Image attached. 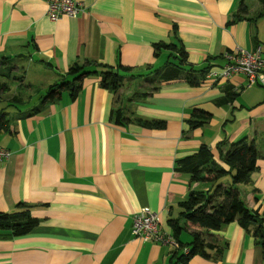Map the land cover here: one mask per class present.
<instances>
[{"label":"crops","instance_id":"obj_1","mask_svg":"<svg viewBox=\"0 0 264 264\" xmlns=\"http://www.w3.org/2000/svg\"><path fill=\"white\" fill-rule=\"evenodd\" d=\"M49 1L0 0V61L11 60L24 82L39 88L18 108L0 96V114L8 121L0 146L12 151L0 162V211L15 212L23 203L38 219L29 234L0 238V264H170L177 249L135 237L133 218L149 208L172 235L171 219L184 224L181 202L190 175L176 166L203 145L228 168L221 143L225 150L242 138L256 141L258 168L237 187L250 208L264 213V86H248L243 73L209 77L227 63L230 50L260 47L264 58L261 3L245 0L249 12L237 20L240 0H79L85 12L52 20ZM178 40L193 72L202 76L206 68L207 79L197 86L184 79L153 84L151 72L170 55L163 50L156 57L154 45ZM86 61L98 71L121 62L132 75L123 74L126 84L114 92L100 85V73L91 74L74 96L64 91L44 101L61 74ZM35 71L42 83L30 76ZM195 109L211 118L192 128ZM204 233L223 252L195 255L189 264H264L252 231L238 221ZM179 239L191 242L192 230Z\"/></svg>","mask_w":264,"mask_h":264},{"label":"trees","instance_id":"obj_2","mask_svg":"<svg viewBox=\"0 0 264 264\" xmlns=\"http://www.w3.org/2000/svg\"><path fill=\"white\" fill-rule=\"evenodd\" d=\"M264 6V0H257ZM249 12V7L245 0H240L238 12L234 19L240 20ZM263 15V12L261 13ZM154 54L159 57L163 50L170 51L169 60L162 68H157L151 73L149 80L153 84H159L161 81H170L174 79H184L190 85L197 86L203 79H207L206 68L203 75L198 76L193 72L196 68L188 61V52L184 44L178 42H159L154 45ZM228 51L226 53H232ZM0 64V74L4 77L15 68V64L8 58H3ZM9 68L6 74L4 70ZM153 66L149 65L148 69ZM132 67L125 66L121 62L117 68L104 67L98 71L95 64L86 61L84 63H74L65 74H61L45 95L44 101H55L62 96L64 91H71L74 96L81 87L85 77L100 73V85L110 88L117 92L126 84L125 75L131 74ZM205 73V74H204ZM132 75V74H131ZM9 79L8 77H6ZM264 86V85H263ZM8 90V86L0 82V96ZM7 106L18 108L22 103L28 102L23 97H12L7 99ZM123 111H116V121L121 123ZM211 118V113L195 109L193 118L190 121L192 128L203 125ZM8 121L3 113L0 114V131L7 129ZM145 125L149 127L164 126L163 121H147ZM221 160L228 166L213 161L212 150L203 145L195 155L186 156L179 159L176 168L190 175L191 189L187 198L181 202V215L184 224L177 219H171L170 223L173 229V236L180 244L171 258L170 264H189L195 255L211 257L210 251H215L216 256L223 252V246L215 241H209L205 238V232H211L221 229L224 225L233 221H238L243 227L252 231L256 243L263 250L264 257V213L259 209L250 208L241 191L237 187L239 184L248 183L252 172L258 168V159L260 158L259 149L255 140L242 138L226 146H218ZM195 183L208 185L206 190L193 188ZM38 219L32 216L30 206L21 203L15 212L0 211V238L20 237L29 234ZM184 229L192 230L193 240L189 243L180 241L179 236Z\"/></svg>","mask_w":264,"mask_h":264},{"label":"built area","instance_id":"obj_3","mask_svg":"<svg viewBox=\"0 0 264 264\" xmlns=\"http://www.w3.org/2000/svg\"><path fill=\"white\" fill-rule=\"evenodd\" d=\"M87 6L79 0H50L47 5L46 14L52 20H58L63 15L76 17L85 12ZM227 63L218 71L210 72L209 77L215 81L230 78L236 73L247 76V85H264V58L262 48L254 51L238 49L232 53H226ZM12 151L0 146V162L8 160ZM133 235L145 241H153L161 244L171 245L179 248L177 239L160 227L159 216L149 208L137 212L133 218Z\"/></svg>","mask_w":264,"mask_h":264},{"label":"rangeland","instance_id":"obj_4","mask_svg":"<svg viewBox=\"0 0 264 264\" xmlns=\"http://www.w3.org/2000/svg\"><path fill=\"white\" fill-rule=\"evenodd\" d=\"M1 64V61H0ZM9 71V68L4 70V72L7 74ZM23 74L22 69H20L17 65L15 68L7 74L9 79L3 76V74H0V82H2L4 85L8 86V90H6L1 97L5 100L10 99L12 97H23L25 100H30L33 97V94L36 92V89L38 86L32 87L28 84H26V79L25 82L23 80ZM31 77H34V80L36 83H42L43 81H40V75H38V72H32L30 73ZM38 78V80L35 78ZM35 83V84H36ZM39 89V88H38ZM37 89V90H38Z\"/></svg>","mask_w":264,"mask_h":264}]
</instances>
